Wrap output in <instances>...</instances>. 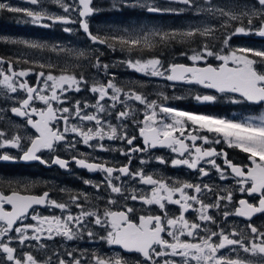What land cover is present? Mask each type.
I'll return each instance as SVG.
<instances>
[{"label":"snow or ice","instance_id":"obj_1","mask_svg":"<svg viewBox=\"0 0 264 264\" xmlns=\"http://www.w3.org/2000/svg\"><path fill=\"white\" fill-rule=\"evenodd\" d=\"M24 2L36 7L23 8L0 0V12L20 14L24 17L20 22L44 28L61 23L67 33L74 31L67 25L78 24L93 44L113 51L119 46L121 51L130 54L141 53L155 49L157 45L167 46L176 41H194L196 37H204V42L191 49V54L181 53L191 64H166L161 55L139 56L122 62L146 76L213 89L234 104L264 105V70L257 68V65L264 66V49L232 48L229 43L236 35L264 38V0H255L253 5H233L232 8L215 4L213 0H167L169 4L184 5L181 8L162 7L156 0H119L120 7H139L158 15L192 12L193 15L211 17L218 23L167 31L122 29L109 36L94 34L89 29L87 18L96 11L93 0H54L64 15L49 13L42 7L44 0ZM235 8L240 10H233ZM46 19L52 23H44ZM220 30H223L220 46H213L208 38L217 39L216 33ZM0 43L57 54L68 51L60 44L49 45L24 38L0 37ZM77 55L85 57L86 53L81 51ZM209 58L218 63H210ZM89 62L92 68L110 78L90 85L83 73L70 71L67 64L60 74H55L51 70L36 71L34 66L24 68L18 65L39 63L41 69H52L56 65H46L27 57L10 59L0 56L2 95L14 101L10 108L0 107V120L10 111L23 118L26 125L35 131V135L25 143L21 135H9L6 128H0V161H38L65 170H70V164L74 162L79 168L104 174L98 183L90 180H83V183L95 188L97 193L103 190L106 196L99 198L106 199L107 205H117L121 199L125 204L122 210L105 207L101 211L95 206L86 209L81 200L87 202L88 194L70 195L71 205L79 209L73 213L68 203L52 200L47 191L33 195L18 188L0 190V264H128L120 254L106 256L75 248H65L62 253L53 249L49 253L46 241L56 237L65 241L99 239L109 246H119L125 252L139 254L141 259L135 264H252L239 253L264 257V227L252 223L253 216L264 215V113L241 119L190 113L117 86L115 73L108 71L111 66L103 63L99 55L95 57V63ZM32 75L36 77L35 84L28 82L27 78ZM84 88L93 94L94 103L76 100L71 107L64 106L68 104L69 92L78 93ZM19 92L25 93L23 99L16 96ZM194 99L197 102H215L217 96L196 94ZM36 102L43 107H37ZM134 104L143 106L142 119L136 118L138 109ZM109 117H114L117 123ZM130 125L138 129V136L128 131ZM201 131L215 134L216 139L209 140L208 136L200 134ZM105 140L120 141L125 147L106 146ZM137 140H142V144L136 143ZM222 141L245 153L249 163H233L223 150L204 147L205 144ZM80 143L96 151L119 152L127 158V163L89 162L83 153L73 155L71 160L55 155L61 145L65 151L78 152ZM157 147L170 149L174 154L170 165L196 172L200 182H169L146 172L143 167L133 170L132 160L138 154H141L139 162L142 166L151 159L159 164H168L163 156L144 159L143 153ZM7 148L16 149L19 155L3 151ZM45 151L52 155L45 158ZM217 158L223 159V165L217 163ZM210 169L215 170L219 180L235 178L239 192L256 197L257 203L248 199L233 203L232 191L204 183L203 178L211 175ZM132 182L144 188L133 187ZM128 200L149 209L156 206L160 214H137V209L127 204ZM169 205H175L178 214H170ZM36 206L59 209L64 215H41ZM190 212L196 213L195 219H189ZM217 214L225 225L230 216L245 218L249 223L246 229L228 228L221 226ZM29 220L32 223L26 222ZM209 225H215V230ZM94 227L102 229L103 234L97 233ZM33 249L43 252L45 258L41 259ZM225 249L236 255H225Z\"/></svg>","mask_w":264,"mask_h":264},{"label":"flooded vegetation","instance_id":"obj_2","mask_svg":"<svg viewBox=\"0 0 264 264\" xmlns=\"http://www.w3.org/2000/svg\"><path fill=\"white\" fill-rule=\"evenodd\" d=\"M7 3L11 5L14 4L18 6H24L26 8L36 7L25 3L24 0H7ZM42 7H44L49 13L53 15H64L63 9L56 2L46 3L44 0ZM93 7L94 9H96V11L94 12V14L90 15L87 18L89 23V29L92 33L99 34L101 36H109L110 34H113L119 30L127 29L126 27L111 26V17H115L118 15L112 14L116 12H111L110 10L111 7L109 6L108 0H101V1L93 0ZM7 18L16 19L18 20L19 23H21L20 19L24 17H22L20 14L0 12V19H7ZM45 21H47V23L49 24L52 23L50 20L47 19ZM119 23L122 24L124 23V21L121 20ZM9 25H13V24L9 23ZM24 25H28V24H24ZM29 25H31V27H39L36 30L43 34L41 35L42 37L44 35L51 36L54 34V32H56L59 35V38L55 40V43H52V41L50 42L44 41V43H47L49 45L60 44L62 46H65L68 49V51L59 54L60 55L59 58H55L54 56H47V52L49 51L43 50L44 56L40 61L37 62L45 63L46 65L47 64L56 65V67L52 69H49L48 67L41 69L39 67V63H37L36 65L21 63L18 65V67L28 68L34 66L36 71L43 70L47 72L51 70L55 74H60L64 65L67 64L69 65L70 71L75 72L76 74L83 73V75L88 79L89 84L91 85L97 80L106 82L110 78L108 75L98 72L96 69L91 67L89 61L91 60V63H95V57L99 55L103 63L109 64L111 66L108 71L110 73H115L114 81H118V83L122 85L121 82L122 80L126 81L127 79H129V83H125L124 85L120 86L122 89H124L125 91L134 90L136 92L147 95L152 99L159 98L160 100H163V96L162 97L157 96L158 86L155 84V82H157V79H153V77L143 75L142 73H137L134 70L128 68L126 64L122 62L128 58H132V59L138 58L139 56H141V53L133 52L130 54L127 51H121L119 49V46H117V49L113 51L103 45L93 44L89 40L87 35L83 32V30L79 27L78 24L67 25V27L69 28L72 29L76 28L75 29L76 31H73L71 33L64 32L63 28L65 27V25L61 23H56L49 28L34 26L30 23ZM4 29L8 30V28H4ZM27 37L29 36L27 35ZM39 41L42 42V39H39ZM20 46L22 45H14L13 47H15V49H12L8 45V43H0V56L10 59H16L17 57H26L25 55L20 53L19 49H17ZM74 46L78 47L76 51L72 50V47ZM242 46L246 47L245 45ZM81 51L86 53L85 57H78L77 53ZM209 62L213 64L218 63L216 61H209ZM257 68L260 70H264V66L261 65H257ZM27 79L29 84L36 83V77L34 75L29 76ZM159 80L163 81L162 78ZM171 85H175V84L171 83ZM190 85L193 86L194 84H186V83L183 84V86H190ZM200 89L206 91L207 92L206 94L208 95L217 96V100L215 102H206L204 104H200L201 106L200 114L204 113L208 115H216V116L218 115V117H226L233 112H237V111L240 112V109L238 108L237 105L227 104V97L224 96L223 94H219L215 91H211L203 87H200ZM67 95H68V104L64 106L71 107L76 100H80V101L87 100L93 103L95 102V97L93 96L92 93H90L87 90V88H84L81 92L78 93L69 92ZM16 96L19 97L20 99H23L25 97V93L19 92L16 94ZM129 103H133V102L130 101ZM13 105H14V101H11L7 105H4V108H10ZM244 105L247 108H243L242 112H252L255 114H258L260 110L264 107V105H251V104H244ZM36 106L43 107V105L40 104L39 102H36ZM134 107L138 109L136 112V118L142 119L143 106L134 104ZM209 107H212V110L217 112H211V111L205 112L208 111ZM194 113H199V112L194 111ZM6 114L8 115V117H13V119H16L19 122H21V123H15L17 124L16 126L13 125L18 130H14V131L9 130L8 134L16 135L19 133V135L24 137L23 142L27 143L28 138L35 135L34 129H32L30 126H27L26 121L23 118L14 116L10 111L7 112ZM109 119H112L113 123H117L114 117H109ZM128 131L131 134H135L138 136V129L135 128L134 126L130 125ZM200 134L208 136L209 140L216 139L215 134L212 133L201 131ZM93 143H95V141H93ZM136 143L142 144V140H137ZM197 143H201V142L198 141ZM104 144L110 147H125V145H123L122 142L120 141L105 140ZM204 147L205 148L215 147L217 151L223 150L224 152L227 153L228 158L232 160L233 163L239 165H247L249 163L247 159V155L245 153L241 152L237 148L229 147L227 143L223 141L219 144H214V143L205 144ZM77 148H78V152H68L65 151L63 146L61 145L58 146V150L55 153V155H59L61 158L71 160V157L73 155H80L81 153H83L88 157L89 162H93L95 160H101L109 164L117 163V162L127 163V158L121 156L119 152L96 151L90 147L83 145L82 143L78 144ZM3 151H7L12 155H19L16 149L7 148L4 149ZM43 155L45 156V158H49L52 154L45 151ZM140 155L141 154H138L132 160L133 170L143 167L146 172L153 174L157 177L164 178L169 182H182V181L200 182V180L198 179V174L196 172L191 171L183 166L172 167L170 165V161L173 158L174 154L168 148L157 147L156 149H152L150 152H146L142 154L145 160H149L150 157L163 156L169 161L168 164H159L154 159H151L148 163L142 166L139 162ZM217 163L223 165V159L217 158ZM205 166L210 167L207 165ZM210 171H211V175L209 177H204L203 182L214 184L217 188L220 189L232 191L233 203H236L240 199H248L252 203H257L256 197H249L246 193L239 192L235 178L229 177V179L227 180H219L217 178L218 174L215 172V170L210 169ZM103 175L104 174L100 172H89L86 169L79 168L74 162L70 164V170H65V169H61L59 166L56 165L46 166L39 163L38 161H32V162L0 161V190L8 191L10 190V188H18L20 191L24 193L33 194V195H42L43 192L47 191L49 192V195L52 200L68 203L70 205L69 210L73 213H77L79 209L75 208L74 205H71L69 199L70 195L86 193L88 194L89 197L88 201L85 202L83 201V199L81 200V203L86 209H91L95 206L96 208H99L101 211H103L105 207H110L112 210H122L125 201L121 199L120 203L117 205H107L106 199L102 200L99 198L101 196H106V193L103 190L97 193L95 188L83 183V180H90L95 183H98L103 179ZM132 186L136 188H144L143 185L137 184L135 182H132ZM61 189H67V191H61ZM129 191H131V189H129ZM127 204L129 206H134L137 209V214H147L149 212L154 214H160V210L156 206H153L151 209H149L142 206L140 203L131 200H128ZM229 208H231V205H229ZM168 209L170 214H178V210L175 205H169ZM36 211L41 215H45V216L64 215L63 213H61L59 209L50 208V207L36 206ZM195 216L196 213L194 212H190L188 214L189 219H195ZM217 218L220 220L221 226H226L228 228L238 227L240 229H246V225L249 223L245 218L230 216L228 220V224L225 225L222 217H220L218 214H217ZM26 222L32 223V221L30 220ZM252 223L258 227H264V215L257 214L253 216ZM209 227L215 230L216 226L209 225ZM94 230L99 234H103V230L98 227H94ZM46 243L49 245V253L53 249L58 250L62 253L65 248L68 249L75 248L81 250V252H83V250H87L89 253L96 252L100 255H106V256H113L116 254H120L121 256L127 259L128 264H135V262L138 259H141V257L137 253L125 252L122 249H120L119 246H109L105 242L99 239L95 241H90L87 238H85L76 241H65L61 237H56L53 240H47ZM33 251L41 259L45 258V254L43 252H36L35 249H33ZM223 251L225 255H229V256L236 255L235 253L230 252L228 249H225ZM239 255L241 257H244L246 260L251 261L252 264H264V257L250 256L243 252H240Z\"/></svg>","mask_w":264,"mask_h":264},{"label":"rangeland","instance_id":"obj_3","mask_svg":"<svg viewBox=\"0 0 264 264\" xmlns=\"http://www.w3.org/2000/svg\"><path fill=\"white\" fill-rule=\"evenodd\" d=\"M108 1H109V6L111 7V9L112 8H116V7L119 8V0H108ZM45 2L46 3H55L54 0H45ZM66 2H70V0H66ZM156 3L159 4L162 7H172V8L184 7V5H181V4H169L167 2V0H156ZM213 3L219 4L221 6H224L225 8H232L233 5H244V4L253 5V4H255V0H213ZM12 5H14V4H12ZM14 6H18V5H14ZM19 7L26 8L24 6H19ZM136 8H139V7H136ZM139 9H142V8H139ZM233 10L239 11L240 9L239 8H235ZM72 15L76 16L75 13H72ZM23 19L24 18H21L20 21H22ZM44 22L47 23V21H44ZM176 22L182 24L183 26L186 25L187 28L189 26L196 27V26H203V25L209 24V23H212V24L218 23V21L213 20L211 17H208L206 15H200V16L193 15L192 12H184L183 14L177 15ZM1 23L3 24V25H1L2 27L8 28V29H15L14 27H10L11 25H9V23L15 24L17 26L18 25L29 24V23L21 24L22 22L19 23L18 20L16 21L15 19H9V18L1 19L0 24ZM126 28L127 29H136L137 31L142 30V29H149V30L155 29V28H143V27H139V28L126 27ZM21 29L22 28H20V30H18L20 33L26 34L28 36L31 33V32H28V31H26L24 29L23 30H21ZM75 29L76 28H74V31H76ZM0 30H4V29L1 28ZM4 31L15 32L13 30L12 31L4 30ZM222 31L223 30H220V31H218L216 33L217 39L213 40V39H211V37L208 38L209 41H211L210 43H212L213 46H217V47L220 46L219 38L221 36ZM57 37H58L57 33L55 35H51V38L53 40H55ZM10 38H24V39H28V40L37 41L35 39H32L30 37H25V36L10 37ZM200 38H202V40H205L204 37H200ZM187 42L190 43L192 41H187ZM229 43H230L232 48L244 47L242 45H245L246 47H250V48H254V49H264V38H261V37L255 36V35H236V36L232 37V39L230 40ZM196 46H197V44H196ZM17 49L20 50L21 54L25 55L26 57H29L30 60L40 61L42 59V57L44 56L43 50L28 49V48H25L24 46H20ZM77 49H78L77 46L72 47V50H74V51H76ZM191 49H193V48H191ZM191 49L189 50V52H190L189 54H191ZM47 56H54L55 58H59L60 57L59 54L51 52V51L47 52ZM209 61H215V60H212L211 58H209ZM149 77H151V76H149ZM153 79H157V82H155V84L158 86V94H157V96L158 97L167 96L168 99L167 100H165V99L160 100L159 98L152 99L149 96L145 95V96L148 97L149 100H156L159 103H165V104H167V105H169L171 107H174V108H177V109H180V110H184V111H187V112H190V113H194V111H190V110H186V109H182V108L178 107V104H183V105L186 104L187 106H190V107H193V108H197L198 111H195V112H199V113H196V114H200V107H201L200 104H204L206 102H197L194 99V96L196 94L204 95V94L207 93L206 91L200 89L199 86H194V85L193 86L192 85H190V86L171 85L170 83H168V81L164 80L163 78H162L163 81H160L159 79H161V78H159V77H153ZM114 82L117 84V86L120 87V86L124 85L125 83H129V79H127L126 81L122 80L121 81L122 85H120L118 83V81H114ZM2 93H3V89L0 88V107L6 101L8 103L13 101L11 99H8L4 95H2ZM169 93H170V95H169ZM227 104L237 105L238 108L240 109V112L239 111L233 112L229 116H226V117H223V118L241 119L242 117H245V116L260 115L261 113H264V107L260 110V112L258 114H255V113H252V112H242V109L243 108H247V107L244 104L231 103L228 100V98H227ZM2 107H4V106H2ZM209 111L217 112V111L212 110V107H209L208 111H205V112H209ZM201 114H204V113H201ZM213 116H216V115H213ZM217 117H218V115H217ZM15 123H21V122H19L16 119H13V117H8V115L5 114V118L3 120H0V128H5V126H6V129L8 131L9 130H11V131L18 130V129H16L14 127V126L17 125Z\"/></svg>","mask_w":264,"mask_h":264},{"label":"trees","instance_id":"obj_4","mask_svg":"<svg viewBox=\"0 0 264 264\" xmlns=\"http://www.w3.org/2000/svg\"><path fill=\"white\" fill-rule=\"evenodd\" d=\"M111 12H116V13H112V14L118 15L115 17H111V26L112 27H131V28L143 27V28H155V29L164 30V31L172 30V29H186L187 28L186 25L183 26L182 24L176 22L177 15H171V14L158 15L155 13H148L144 9L131 8V7L112 8ZM121 20H123L124 23L120 24L119 22ZM0 22H1V19H0ZM0 27L3 28L1 25H0ZM10 27H14L16 30L15 29H8V31L13 30L15 32H7V31H4L7 29L3 28L4 30H0V37H8V38L19 37V36L27 37L26 34L20 33L18 31V30H20V28H22L21 30H23L25 28L26 31L31 32L29 34V37L37 40L38 42H40L39 39H42V42L52 41V43H55V40L57 38H59V35L55 40H53L51 38V36L48 37L47 35H44L42 37L41 35H43V34L36 30L39 27H31V25H29V24L24 25V26H21V25L17 26L15 24H13ZM55 34H56V32H54L53 35H55ZM199 38L200 37H196L194 41L193 40L176 41V42L168 44L167 46L157 45V47L155 49H146L145 51L141 52V56H143L144 58H150L153 55H161L162 59L164 60V62L166 64L172 63V62H175V63L188 62L187 59L183 55H181V53L182 52L190 53L189 50L191 48H198L204 42V40H202V38H200V39ZM187 41H192V42L189 43ZM209 42H211V41H209ZM196 44H197V46H196ZM8 45L12 49H15V47H13V45H11V44H8ZM7 104H8V102L6 101L4 104L1 105V107L4 105H7ZM178 107L182 108V109L190 110V111H198L197 108L187 106L186 104H184V105L178 104ZM192 109H194V110H192Z\"/></svg>","mask_w":264,"mask_h":264},{"label":"water","instance_id":"obj_5","mask_svg":"<svg viewBox=\"0 0 264 264\" xmlns=\"http://www.w3.org/2000/svg\"><path fill=\"white\" fill-rule=\"evenodd\" d=\"M174 83H183V82H174ZM213 90V89H212ZM215 91V90H214Z\"/></svg>","mask_w":264,"mask_h":264},{"label":"bare ground","instance_id":"obj_6","mask_svg":"<svg viewBox=\"0 0 264 264\" xmlns=\"http://www.w3.org/2000/svg\"><path fill=\"white\" fill-rule=\"evenodd\" d=\"M109 9V8H108Z\"/></svg>","mask_w":264,"mask_h":264}]
</instances>
